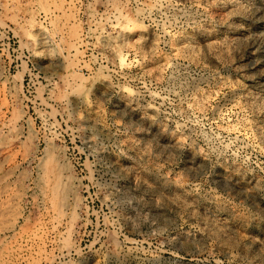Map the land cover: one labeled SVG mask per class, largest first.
<instances>
[{
	"label": "rangeland",
	"instance_id": "obj_1",
	"mask_svg": "<svg viewBox=\"0 0 264 264\" xmlns=\"http://www.w3.org/2000/svg\"><path fill=\"white\" fill-rule=\"evenodd\" d=\"M54 1L0 0V264H264V0H74L77 66Z\"/></svg>",
	"mask_w": 264,
	"mask_h": 264
},
{
	"label": "bare ground",
	"instance_id": "obj_2",
	"mask_svg": "<svg viewBox=\"0 0 264 264\" xmlns=\"http://www.w3.org/2000/svg\"><path fill=\"white\" fill-rule=\"evenodd\" d=\"M48 2H49V0H48ZM74 3H75L74 0H55L54 1V9L52 10L53 13L56 11V13H59V15H63L59 19L60 20V23H61V29H60V31L62 32V34H64L66 36L67 42H65V43H67L68 46L66 45L67 47H65V48H67L68 53H69V56H65V59L64 60H65V63L68 64V65H70V66H73L74 64L76 66L78 65V62H79V54L81 53L79 51V47L83 43V38H82V35L80 34L82 32H79L77 28L73 27V24L74 23H72L73 20L71 19V17H73L74 15L69 17V14H70L69 12H71V15L74 14V13H72L73 4ZM138 5H139L138 8L140 9V14L138 12V15H140L139 18L141 20L142 19L143 20L144 19H149L150 21L153 22V25L154 26H160L163 29V33H167L168 32V28L170 27L171 22H173L174 17H176V16L173 17V15L184 16L187 19L190 18V13L184 12L183 10L180 9V3H179L178 0H139L138 1ZM112 6H110V8ZM113 7H115V6H113ZM116 7H117V4H116ZM119 8L122 9L121 8V5L118 8H112V10L110 11V13L100 14V18L99 19L104 20V21L105 20L106 21H109V20L119 21L122 18L124 19V17H127V13H125L126 14V16H125L120 11ZM139 9H138V11H139ZM106 11H107V9H106ZM102 12H105V11L103 10ZM48 13H50V12L48 11ZM55 17H57V16H55ZM58 18H57V20H58ZM137 20H139V19H137ZM57 23H58V21H57ZM115 24H117V22ZM126 25H128V22H127ZM94 29L95 28H93V30ZM139 29H141V28H139ZM150 29L152 31L153 28L151 27ZM61 37H62V35H61ZM66 40H64V41H66ZM117 58L119 59V64H120V74L123 75V76L124 75H127L129 73V70H127V68H128V62L126 63V58L127 57L125 58V55L122 52H119ZM130 64H131V62H130ZM77 76L78 75H76V77L73 76L72 79H70V81L72 82V84L74 83L73 84V89H74V86L76 85L77 81L79 80V76H78V78H77ZM66 80H67V77H66ZM139 82L141 83V87L144 89V91H147L148 92L147 94H149L153 99H157L158 97H160L159 94H157V93H155L153 91H151V92L149 91V89H148V85L149 84L147 83L148 81H146L144 78H141L139 80ZM66 83H67V81H66ZM252 84L254 85V88L256 90H258V91H264V78L263 77L258 78V80L253 81ZM70 87H71V85H70ZM191 87L189 85H186V86L185 85H182L179 82V85H177V86H175V84L172 85V86H168L166 95H167V97L170 98L171 101H179L180 103H183L184 102V96H183V94L186 93V92H189V90L191 89ZM235 94H236V91L232 89L231 92L229 93V95L224 98V100H226V101L232 100L235 97ZM164 97L165 96L160 97V98H164ZM65 98H67V96ZM70 100H71V98H68V100H66V101H70ZM73 100L76 101V102L85 103V104L89 102V99H88V97L86 95H77V96H75L73 98ZM219 109H220V107L217 105L215 107L214 111L217 112V111H219ZM188 125H191V123H180V122H176V127L181 128V129H185L186 127H188ZM183 187H185V186H183ZM60 198H62V197H60ZM212 201H214V203H215V198H212ZM225 222H226V220H225ZM199 233H200V235H202V232H199ZM122 250H123L122 251V256H127V257H130V258H139V259H142L143 258V256L141 254L137 253L138 251L137 252L134 251L132 249V247H130V246H128V247H126V248H124ZM135 250H137V249H135ZM142 254H143V252H142ZM116 255L117 254H115V253H112V254H109V255H104L103 257L101 255L102 260L100 262H98V264H107L111 260L116 259V257H117ZM145 257H146V259H151L152 258V256H145Z\"/></svg>",
	"mask_w": 264,
	"mask_h": 264
}]
</instances>
